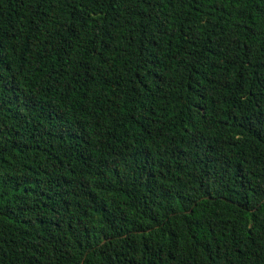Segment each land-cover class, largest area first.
Wrapping results in <instances>:
<instances>
[{
	"label": "trees",
	"instance_id": "obj_1",
	"mask_svg": "<svg viewBox=\"0 0 264 264\" xmlns=\"http://www.w3.org/2000/svg\"><path fill=\"white\" fill-rule=\"evenodd\" d=\"M0 264H264V0H0Z\"/></svg>",
	"mask_w": 264,
	"mask_h": 264
}]
</instances>
